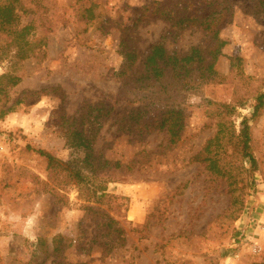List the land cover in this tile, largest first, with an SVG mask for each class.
Wrapping results in <instances>:
<instances>
[{
    "label": "rangeland",
    "instance_id": "rangeland-1",
    "mask_svg": "<svg viewBox=\"0 0 264 264\" xmlns=\"http://www.w3.org/2000/svg\"><path fill=\"white\" fill-rule=\"evenodd\" d=\"M153 1L162 0L43 1L35 17L39 30L41 13L54 24L45 32L46 60L0 64V264H264V108L250 118L264 93V0H230L234 15L220 30L224 45L214 64L225 79L181 96L187 109L175 144L164 133L138 139L123 132L126 104L136 95L123 89L118 45L134 13ZM166 31L164 22L144 20L125 32L139 55L132 72ZM201 41L185 31L165 46L181 55ZM3 75L20 80L9 85ZM55 87L62 99L21 95ZM113 101L118 108L100 123L93 149L132 169L114 172L116 180L96 201L90 185L48 168L36 152L79 168L84 151L66 144L65 120L86 102ZM210 102L236 106V133L244 118L249 126L257 168L251 173L246 159H232L249 183L237 215L224 182L189 163L215 133Z\"/></svg>",
    "mask_w": 264,
    "mask_h": 264
},
{
    "label": "trees",
    "instance_id": "trees-1",
    "mask_svg": "<svg viewBox=\"0 0 264 264\" xmlns=\"http://www.w3.org/2000/svg\"><path fill=\"white\" fill-rule=\"evenodd\" d=\"M43 1L46 2L0 1V64L6 63L13 68L29 59H33L37 65L46 60L45 32L46 28L51 29L54 24L46 21L47 15L41 13L40 20L43 24L42 31L39 30L35 17ZM233 15L234 5L230 0L153 1L134 13L132 26L122 32L118 45V54L121 57L119 77L123 78V89L127 87L129 92L136 95L135 99L126 104L127 116L123 132L132 133L138 139L155 132L164 133L170 144L180 140L187 109L181 96L197 89L223 84L225 77L215 72L214 64L224 45L219 38L220 30ZM144 20L162 21L166 24L167 31L166 35L152 44L144 54L140 62L141 69L132 72L139 55L133 43L126 38L125 32L128 34V31H134ZM185 31L199 33L201 43L189 47L181 55L176 50L166 48L167 40L173 42ZM203 41L206 43L204 47ZM3 78L13 86L20 80L7 75H3ZM21 95L28 100H38L48 95L63 98V93L57 87L22 92ZM118 104V101H113V106L103 102H86L78 116L65 120L69 125V129L63 134L66 144L80 147L84 151L82 162L77 164L79 168L74 167L70 161L56 159L48 152H36L46 161L48 168L66 173L77 185H90L92 197L96 201H99V194L100 198L105 197V185L116 180L117 171L124 169L129 172L132 169L118 161L112 163L104 159L93 149L100 123L118 108ZM209 104L215 107L212 116L215 133L190 157L189 163L199 165L209 175L224 182L226 193L230 197V208L238 204L233 211L237 215L243 208L240 192L247 188L249 183H245L241 177L242 169L238 159L233 162L232 159H235L234 155L246 159L251 173L257 168L256 159L251 153L247 118L241 121V129L236 133L231 121L236 106L215 102ZM263 108L264 93L255 98L250 118L259 116ZM229 149L232 150L231 155H228ZM227 158L229 160H226ZM115 233L118 238L122 236V230L119 228Z\"/></svg>",
    "mask_w": 264,
    "mask_h": 264
},
{
    "label": "built area",
    "instance_id": "built-area-1",
    "mask_svg": "<svg viewBox=\"0 0 264 264\" xmlns=\"http://www.w3.org/2000/svg\"><path fill=\"white\" fill-rule=\"evenodd\" d=\"M254 252L256 253L257 251H256V250H254Z\"/></svg>",
    "mask_w": 264,
    "mask_h": 264
}]
</instances>
